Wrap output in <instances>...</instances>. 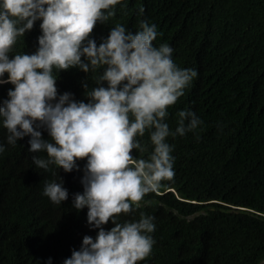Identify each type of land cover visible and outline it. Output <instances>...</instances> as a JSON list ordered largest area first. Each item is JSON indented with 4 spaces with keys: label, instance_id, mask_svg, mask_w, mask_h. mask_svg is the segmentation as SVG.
Returning a JSON list of instances; mask_svg holds the SVG:
<instances>
[{
    "label": "trees",
    "instance_id": "trees-1",
    "mask_svg": "<svg viewBox=\"0 0 264 264\" xmlns=\"http://www.w3.org/2000/svg\"><path fill=\"white\" fill-rule=\"evenodd\" d=\"M115 15L97 22L91 37L97 45L111 28L124 25L138 31L141 21L157 26L153 41L173 48L172 58L181 68H193L197 77L184 95L169 106L166 122L178 126V112L191 109L203 121L184 136L168 137L173 146L171 181L158 192L146 194L137 208L119 214V222L138 221L140 213L155 217L151 254L137 264H260L264 260V0H120ZM41 21L18 37L10 56L34 53ZM83 59V58H82ZM96 73L77 68L53 69L58 94H74L88 102L83 82L95 86ZM7 73L5 74V78ZM104 86H107L106 82ZM231 88L232 99L218 102ZM13 85H0V103ZM216 114L222 116L218 117ZM44 138L46 131L41 130ZM0 123V264H62L79 250L85 235L98 229L87 221L88 209L77 211L71 194L82 192L80 171L65 173L50 166L37 167L25 137L8 144ZM153 150L149 133L137 137ZM64 180L69 199L54 204L43 195L47 182ZM164 192L166 189H171ZM245 207L246 209H241ZM260 212V213H258ZM111 220L104 225L110 229Z\"/></svg>",
    "mask_w": 264,
    "mask_h": 264
},
{
    "label": "clouds",
    "instance_id": "clouds-1",
    "mask_svg": "<svg viewBox=\"0 0 264 264\" xmlns=\"http://www.w3.org/2000/svg\"><path fill=\"white\" fill-rule=\"evenodd\" d=\"M118 3L0 0V85L14 86L0 103V123L9 133L8 144L15 146L30 137L28 151L47 154V158L31 157L45 170L54 165L65 173L80 171L78 160L86 158L80 180L83 191L71 194L72 206L77 211L87 207L88 224L98 231L95 237L85 235L79 250L73 249L62 264H137L145 260L155 243L151 235L155 217L141 212L138 221L121 223L119 214L131 212L133 205L138 208L146 194L158 192L162 181L173 179L175 158L167 138L184 136L203 123L191 109L178 112L175 130L166 122L169 106L184 95L198 72L179 67L167 43L154 46L155 24L141 21L135 32L117 25L99 46L91 37L97 22L105 23L116 14ZM37 21H41L42 34L36 51L10 56L18 37L25 36ZM54 68H77L86 74L102 71L94 87H89L88 76L83 82L85 102L71 92L58 94ZM224 88L228 90L218 102L232 99L230 86ZM146 131L153 150L147 158H136L133 149L147 152L137 139ZM4 151L0 144V153ZM168 190L174 191L164 192ZM43 195L61 204L70 194L60 175L58 182L45 184ZM110 220L114 226L103 227ZM47 264H52V257Z\"/></svg>",
    "mask_w": 264,
    "mask_h": 264
},
{
    "label": "rangeland",
    "instance_id": "rangeland-1",
    "mask_svg": "<svg viewBox=\"0 0 264 264\" xmlns=\"http://www.w3.org/2000/svg\"><path fill=\"white\" fill-rule=\"evenodd\" d=\"M264 264V263H263Z\"/></svg>",
    "mask_w": 264,
    "mask_h": 264
}]
</instances>
